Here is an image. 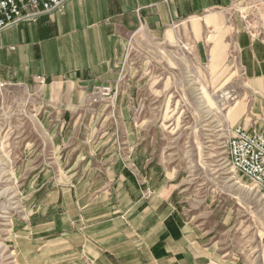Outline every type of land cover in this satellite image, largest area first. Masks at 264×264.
I'll return each instance as SVG.
<instances>
[{"label": "crops", "instance_id": "1", "mask_svg": "<svg viewBox=\"0 0 264 264\" xmlns=\"http://www.w3.org/2000/svg\"><path fill=\"white\" fill-rule=\"evenodd\" d=\"M230 2L67 0L61 11L0 30V81L36 93L53 156L36 164L38 182L53 186L30 193L27 221L13 226L15 264H249L225 250L200 213L179 206L178 183L151 163L150 140L140 143L130 122L133 98L120 95L110 111L121 126L104 134L120 136L117 149L118 140L101 149L93 140L94 122L108 108L88 99L96 85L119 80L131 41L169 40L176 25ZM233 43L252 89L239 123L264 134V42L237 27ZM222 44L217 71L227 61L229 43ZM192 48L210 63L209 43L199 39Z\"/></svg>", "mask_w": 264, "mask_h": 264}, {"label": "rangeland", "instance_id": "2", "mask_svg": "<svg viewBox=\"0 0 264 264\" xmlns=\"http://www.w3.org/2000/svg\"><path fill=\"white\" fill-rule=\"evenodd\" d=\"M208 16L213 21L206 22ZM255 18L249 27L253 36L227 7L176 25L169 40L131 41L116 82L117 96L113 103L104 104L108 110L96 118L94 128L99 137L93 136V140L100 139L99 149L112 147V139L119 141L115 148L121 145L119 135L109 138L104 132L109 128L115 132L121 126L110 112L118 97H132L130 122L140 143L143 138L150 140L151 163L178 183L183 196L179 206L192 208L189 214L200 213L202 220L219 232L226 251L249 264H264V191L227 165L225 147L230 127L253 130L239 123L251 104L252 89L233 42L237 27L250 39L264 42V25L260 27ZM199 39L212 47L209 64L200 62L193 52ZM223 41L229 43L227 61L217 71L223 59ZM237 104L238 111H234ZM36 109L35 92L0 81V264H15L13 226L27 221L29 194L53 186L39 183L36 176L40 170L37 160L53 159ZM110 155L99 153L104 159ZM7 177L9 181L1 182ZM6 188H10L8 195L2 193Z\"/></svg>", "mask_w": 264, "mask_h": 264}, {"label": "built area", "instance_id": "3", "mask_svg": "<svg viewBox=\"0 0 264 264\" xmlns=\"http://www.w3.org/2000/svg\"><path fill=\"white\" fill-rule=\"evenodd\" d=\"M67 0H0V30L19 21H35L42 14L53 10L61 11ZM229 8L236 12L243 29H249L253 18L264 25V0H232ZM259 28V27H258ZM43 81V79H40ZM118 83H103L93 87L89 95L90 105L113 103ZM226 142V163L234 171L248 178L264 191V134L242 126L230 127Z\"/></svg>", "mask_w": 264, "mask_h": 264}, {"label": "bare ground", "instance_id": "4", "mask_svg": "<svg viewBox=\"0 0 264 264\" xmlns=\"http://www.w3.org/2000/svg\"><path fill=\"white\" fill-rule=\"evenodd\" d=\"M239 106H240V105L237 104V105L234 107L233 110H234V111H238ZM1 168H2V167H1ZM1 168H0V169H1ZM1 171H2V170H0V174H1ZM2 176H3V175H2ZM1 179H2V178H0V180H1ZM4 181H5V182L9 181L8 177L5 178L4 180H2L1 182H4ZM9 189H10V188H6V189H4V190L2 191V193L8 195V194L10 193ZM8 201H9V200H8ZM8 201H7V202H8ZM8 203H9V202H8ZM9 204H10V203H9ZM4 213H5V212H4ZM0 217H1V216H0ZM2 248H3V247H2V244L0 243V249H2Z\"/></svg>", "mask_w": 264, "mask_h": 264}]
</instances>
